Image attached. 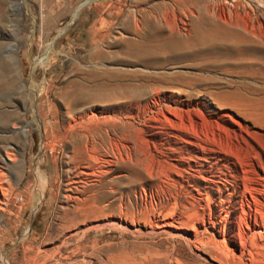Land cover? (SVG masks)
I'll return each instance as SVG.
<instances>
[{
    "label": "rangeland",
    "instance_id": "374dc122",
    "mask_svg": "<svg viewBox=\"0 0 264 264\" xmlns=\"http://www.w3.org/2000/svg\"><path fill=\"white\" fill-rule=\"evenodd\" d=\"M5 115L0 264H264V0H0Z\"/></svg>",
    "mask_w": 264,
    "mask_h": 264
},
{
    "label": "bare ground",
    "instance_id": "6f19581e",
    "mask_svg": "<svg viewBox=\"0 0 264 264\" xmlns=\"http://www.w3.org/2000/svg\"><path fill=\"white\" fill-rule=\"evenodd\" d=\"M88 3H89V1H88ZM86 3H83L76 11H75V14L76 13H79L78 11H79V9H81L84 5H85ZM5 64V63H4ZM5 70H10L11 71V68H12V65L11 64H5V66L3 67ZM5 82V81H4ZM9 83H11V82H9ZM9 83H6V84H9ZM2 84H4V83H2ZM12 86V85H11ZM11 86H9L8 85V87H7V89L10 91L11 89H12V87ZM4 91V90H3ZM0 118L2 119V120H4L6 123L8 122V119H9V116H7V115H5V116H0ZM0 187H1V190H2V194H3V196H4V198L5 197H7V189L6 188H4L3 187V180L2 179H0ZM5 200H7V199H5ZM5 200H4V205H6L7 203L5 202ZM1 208V210H4V208L3 207H0ZM2 214L4 215V213L2 212ZM163 227V226H162Z\"/></svg>",
    "mask_w": 264,
    "mask_h": 264
}]
</instances>
